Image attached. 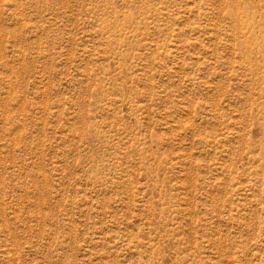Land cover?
Wrapping results in <instances>:
<instances>
[{
  "label": "rangeland",
  "instance_id": "374dc122",
  "mask_svg": "<svg viewBox=\"0 0 264 264\" xmlns=\"http://www.w3.org/2000/svg\"><path fill=\"white\" fill-rule=\"evenodd\" d=\"M0 264H264V0H0Z\"/></svg>",
  "mask_w": 264,
  "mask_h": 264
}]
</instances>
